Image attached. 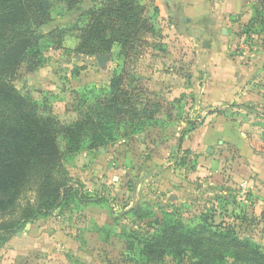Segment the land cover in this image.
<instances>
[{
    "label": "rangeland",
    "instance_id": "obj_1",
    "mask_svg": "<svg viewBox=\"0 0 264 264\" xmlns=\"http://www.w3.org/2000/svg\"><path fill=\"white\" fill-rule=\"evenodd\" d=\"M102 1L84 0L76 13L56 3L50 23L40 28L44 37L39 62L31 73L26 63L21 65L15 87L38 106L40 114L55 117L61 126H70L83 116L88 104L107 91L112 76L124 70L128 87L134 90L133 100L150 99L158 102L161 110L155 121L133 131L124 130L125 135L116 136L101 149L64 156L73 183L81 185L94 203L73 204L68 211H55L44 219L59 218L62 226L72 224L81 236L87 233L85 238L91 246L81 237L78 250L84 256L75 264H143L137 242L146 233H153L156 220L195 226L207 218L216 225L235 227L239 236L264 245V198L259 200L251 190L241 187L204 191V184L216 186L209 185L211 177L204 176V148L199 155L192 151L194 143L188 133L179 146L188 122L204 121V106L196 99L204 85V77H200L204 69L198 64L204 57V19L197 14L195 4L186 15L165 14L160 0H137L154 27L153 34L146 36L147 45L129 60L118 56L116 45L105 56L79 55L75 52L79 29L87 23L81 14ZM260 1L239 0V12L232 10L226 26L230 34L225 31L220 35L227 42L228 56L241 55L240 42L249 46V54L254 48L256 53L264 47V25L247 29ZM186 17L191 24H185ZM54 29L66 31L59 49L47 37ZM97 57L105 58L101 67ZM257 123L264 144V117ZM60 144L64 148L62 139ZM232 160L227 159L228 166ZM136 205L150 214L147 219L137 220L126 213ZM129 244L133 251L128 249ZM163 264L194 261L189 255L181 263L166 257Z\"/></svg>",
    "mask_w": 264,
    "mask_h": 264
},
{
    "label": "trees",
    "instance_id": "obj_2",
    "mask_svg": "<svg viewBox=\"0 0 264 264\" xmlns=\"http://www.w3.org/2000/svg\"><path fill=\"white\" fill-rule=\"evenodd\" d=\"M83 1L0 0V249L28 224L55 211H68L73 204L94 203L81 185L73 183L64 156L101 149L116 136L155 121L161 110V105L150 99L133 100L134 90L128 87L124 70L112 76L107 91L88 104L83 116L70 126L40 114L38 106L17 90L14 80L21 65L26 63L31 73L39 62L44 37L40 28L50 23L55 4L76 13ZM81 15L87 23L79 29L75 48L79 55L105 56L116 45L118 56L129 60L147 45L146 36L154 32L137 0H104ZM256 24L264 25V0L254 8L247 29ZM65 33L54 29L47 34L55 49L61 47ZM203 123L188 122L179 146L187 133ZM126 213L137 220L150 215L140 205ZM154 224L157 228L153 233H146L137 242L143 264H163L166 257L181 263L188 255L194 264H264V245L239 236L230 225H216L207 218L195 226L171 220H156ZM128 249L133 251V245Z\"/></svg>",
    "mask_w": 264,
    "mask_h": 264
},
{
    "label": "crops",
    "instance_id": "obj_3",
    "mask_svg": "<svg viewBox=\"0 0 264 264\" xmlns=\"http://www.w3.org/2000/svg\"><path fill=\"white\" fill-rule=\"evenodd\" d=\"M160 3L165 5V14L183 12V15L195 4L197 14L204 19V57L198 60L204 69L200 74L204 85L196 95L198 103L204 106V125L189 138L194 143L191 150L196 154H201L204 148V176L211 177L209 185H216L204 184V191L242 187L262 200L264 144L257 122L264 117V47L256 53L254 48L253 54L249 50L248 54L228 56L227 42L220 35L227 32L229 36L228 18L233 9L239 12V0H160ZM184 22L191 24V19L186 17ZM246 108H251V113ZM227 159H233L231 166ZM75 227L62 226L59 218L28 224L0 249V264H75L84 256L78 250L81 237L88 242L87 233L81 236ZM87 246L91 244L88 242Z\"/></svg>",
    "mask_w": 264,
    "mask_h": 264
},
{
    "label": "built area",
    "instance_id": "obj_4",
    "mask_svg": "<svg viewBox=\"0 0 264 264\" xmlns=\"http://www.w3.org/2000/svg\"><path fill=\"white\" fill-rule=\"evenodd\" d=\"M239 50L242 52L241 55L246 54L249 51V46L245 44L244 42H240ZM242 189L243 191H246L245 188H242Z\"/></svg>",
    "mask_w": 264,
    "mask_h": 264
},
{
    "label": "water",
    "instance_id": "obj_5",
    "mask_svg": "<svg viewBox=\"0 0 264 264\" xmlns=\"http://www.w3.org/2000/svg\"><path fill=\"white\" fill-rule=\"evenodd\" d=\"M96 60H97L98 66L101 67L104 63L105 58L104 57H97Z\"/></svg>",
    "mask_w": 264,
    "mask_h": 264
}]
</instances>
